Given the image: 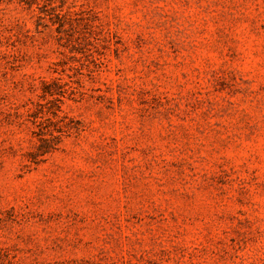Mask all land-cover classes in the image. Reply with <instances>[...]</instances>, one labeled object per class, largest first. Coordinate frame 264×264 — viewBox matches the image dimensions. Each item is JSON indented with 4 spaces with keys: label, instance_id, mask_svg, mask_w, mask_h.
<instances>
[{
    "label": "rangeland",
    "instance_id": "1",
    "mask_svg": "<svg viewBox=\"0 0 264 264\" xmlns=\"http://www.w3.org/2000/svg\"><path fill=\"white\" fill-rule=\"evenodd\" d=\"M0 264H264V0H0Z\"/></svg>",
    "mask_w": 264,
    "mask_h": 264
},
{
    "label": "trees",
    "instance_id": "2",
    "mask_svg": "<svg viewBox=\"0 0 264 264\" xmlns=\"http://www.w3.org/2000/svg\"><path fill=\"white\" fill-rule=\"evenodd\" d=\"M56 148V145H48L46 147H44V149H42V152H48L50 151L51 149H55Z\"/></svg>",
    "mask_w": 264,
    "mask_h": 264
}]
</instances>
